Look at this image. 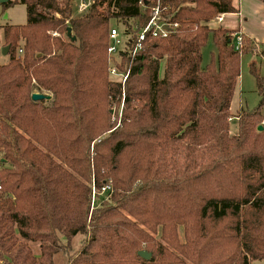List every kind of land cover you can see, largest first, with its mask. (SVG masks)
Returning <instances> with one entry per match:
<instances>
[{
    "label": "trees",
    "instance_id": "16d2710c",
    "mask_svg": "<svg viewBox=\"0 0 264 264\" xmlns=\"http://www.w3.org/2000/svg\"><path fill=\"white\" fill-rule=\"evenodd\" d=\"M138 1H94L78 18L68 0L2 4L24 5L27 22L0 27L9 46L0 63V264H53L77 235L87 240L68 264L264 262V97L236 116L232 135L227 123L241 56L254 45L243 38L235 50L233 32L208 26L234 12L232 0ZM156 5L167 36L121 52L114 59L127 79L108 82L109 30L133 37ZM210 37L215 52L202 67ZM100 99L122 103L117 128ZM91 180L111 185L115 205L100 200L89 217ZM28 243H39L38 257Z\"/></svg>",
    "mask_w": 264,
    "mask_h": 264
},
{
    "label": "rangeland",
    "instance_id": "374dc122",
    "mask_svg": "<svg viewBox=\"0 0 264 264\" xmlns=\"http://www.w3.org/2000/svg\"><path fill=\"white\" fill-rule=\"evenodd\" d=\"M14 1V0H11ZM66 0H59L62 6H64ZM70 3V6L72 7V13L71 17L72 18H78L82 14H84L88 8L92 5V3H98L99 1L102 0H91L90 6L87 7L86 10L80 11V5L79 3L81 0H68ZM98 8V13L101 15H106V10H105V4L97 6ZM83 9V8H82ZM5 15L7 18L5 19ZM45 15V14H43ZM51 18L58 17V15H50ZM234 19V18H233ZM215 19L211 20L208 23V26L210 28H218L221 27L222 29L226 27H230L232 25H229L228 21L226 20L223 24H218L217 22L214 21ZM27 22V9L24 5L20 3H15L14 5L8 7V8H3L2 5L0 4V27L4 25H25ZM114 22L111 21L110 25H113ZM55 35V34H53ZM4 46V40H3V34L0 29V63L5 64L8 62V56H3L2 55V49ZM254 51L247 53L243 56H241V61H240V76L238 79V83L236 86V89L234 91V95L231 101L230 105V118L228 120V125H229V134H233L234 132V127H236V116H238L241 111H253L257 108L259 105L261 99L264 97V58L261 56V51L256 50V46H253ZM212 52H215V48L212 43L211 37L208 40L207 45L202 49V67H205L209 60H210V54ZM110 58V65L116 62L118 66H116L118 69L119 66L121 65V59H114ZM253 65L257 69L258 75L262 78L263 84H262V95L259 92L256 79L255 77L251 74L250 72V66ZM163 73V62L160 63L159 66V76H161ZM108 82H113V83H121L119 79H116L112 77L110 74L108 75ZM122 84V83H121ZM104 99V98H103ZM105 102L100 99L99 105L101 104V110L108 111V119L109 123L110 121L115 124L114 128H117L119 126L120 118L122 115V110H123V105L122 103L120 104H113V105H106L104 104ZM261 113L263 114V119L264 120V106L261 109ZM261 125H264L261 123ZM109 132H105L102 134L101 139L106 137ZM100 150H103L102 148ZM104 151V150H103ZM93 180L89 183V186L91 187ZM97 188V187H96ZM135 188V185H134ZM91 190V189H90ZM112 194V193H111ZM111 199V195L109 196H104L101 197L100 200L101 202L109 201ZM110 202V201H109ZM100 203V202H99ZM98 203V205H99ZM91 191H90V211H89V217L91 213L95 210H97L98 205L94 204V206L91 205ZM110 205H115V202L111 201L109 204ZM178 234H179V240L181 242L183 241V234H182V229H178ZM87 240V235H77L73 237L70 241L69 248H67L66 253H61L59 252L53 257V264H68L69 260L74 257L78 253L79 248L81 245ZM63 243H65V239H61ZM30 246L32 253L38 257L40 254V245L39 243H28ZM68 253V254H67ZM251 264H264L263 261H253Z\"/></svg>",
    "mask_w": 264,
    "mask_h": 264
},
{
    "label": "built area",
    "instance_id": "2783aa9c",
    "mask_svg": "<svg viewBox=\"0 0 264 264\" xmlns=\"http://www.w3.org/2000/svg\"><path fill=\"white\" fill-rule=\"evenodd\" d=\"M264 1V0H262ZM91 0H81L79 3L80 11H84L87 7L90 6ZM138 5L140 7H145L143 0L138 1ZM159 6L156 5L153 9V12L148 19L147 23L129 35H122L120 31L112 27L109 30V44L107 48L108 54V64H109V74L119 79L122 84L125 83L128 72L120 71L115 65V63L110 65V58L117 57L120 55L121 52L131 53L132 55L142 51L145 42L147 39H154V38H165L168 34V30L166 24L160 20V10ZM83 8V9H82ZM218 22L222 21V15L216 18ZM243 37L241 35H234V49L239 50L242 47ZM21 51L19 50V53ZM120 58V57H119ZM264 124V120L262 122ZM91 202L92 206L94 204L98 205L100 198L104 196H109L112 193V187L110 184L102 185L100 188H96L94 181L91 184Z\"/></svg>",
    "mask_w": 264,
    "mask_h": 264
},
{
    "label": "crops",
    "instance_id": "0c3cea01",
    "mask_svg": "<svg viewBox=\"0 0 264 264\" xmlns=\"http://www.w3.org/2000/svg\"><path fill=\"white\" fill-rule=\"evenodd\" d=\"M232 6L234 8L233 13L222 15L221 22L216 19L214 21L218 24H223L227 20L229 25L232 26L226 27V30L233 32V35H241L255 45L256 50L263 51L264 1L232 0Z\"/></svg>",
    "mask_w": 264,
    "mask_h": 264
},
{
    "label": "water",
    "instance_id": "95a60500",
    "mask_svg": "<svg viewBox=\"0 0 264 264\" xmlns=\"http://www.w3.org/2000/svg\"><path fill=\"white\" fill-rule=\"evenodd\" d=\"M9 0H0V4L2 5V4H5V3H7ZM5 19L7 18V16L5 15V17H4ZM8 50H9V46H5V47H3V49H2V55L3 56H6L7 55V53H8ZM50 97H47V96H44V95H39V94H33L32 95V100H34V101H40V100H43V99H49ZM262 126H259L258 127V130L260 131V130H262ZM137 255L140 257V258H142V259H144V260H146V261H149L150 259H151V254L150 253H148V252H146V251H144V250H141V251H139L138 253H137Z\"/></svg>",
    "mask_w": 264,
    "mask_h": 264
}]
</instances>
